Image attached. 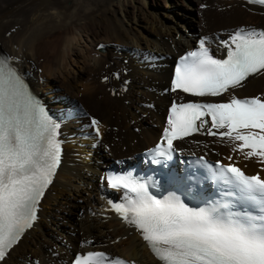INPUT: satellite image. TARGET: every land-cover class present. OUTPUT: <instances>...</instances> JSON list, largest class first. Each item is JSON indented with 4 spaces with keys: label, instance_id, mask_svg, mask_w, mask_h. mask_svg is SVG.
Here are the masks:
<instances>
[{
    "label": "bare ground",
    "instance_id": "1",
    "mask_svg": "<svg viewBox=\"0 0 264 264\" xmlns=\"http://www.w3.org/2000/svg\"><path fill=\"white\" fill-rule=\"evenodd\" d=\"M190 1L170 0L164 10L150 7L149 0H0V52L15 58L51 109L63 114L91 110L101 120V138L85 127L89 121L83 115L62 126L61 164L39 205V220L0 264H36L37 259L42 264H68L75 253L88 250H103L133 264H156L137 234L109 212L105 198L111 194H106L101 179L104 169L111 163L134 162L158 142L168 107L182 97L169 92L172 67L180 54L202 36L216 40L228 38L237 28L264 30V9L240 0H217L190 29ZM100 43L106 45L101 52ZM69 54L80 65L62 74ZM119 69L128 74L120 72V79L113 80ZM104 77L107 81L102 83ZM125 79L130 83L122 93ZM107 88L116 89V94ZM234 94L264 97V76L249 78ZM62 96L65 102L59 100ZM83 99L89 100L85 109L79 101ZM202 99L227 102L229 95ZM226 140L190 137L177 141L175 149L182 157L204 154L214 162H233L246 174L264 173V164L232 151V142ZM104 148L111 150L110 156ZM229 156L232 161H227Z\"/></svg>",
    "mask_w": 264,
    "mask_h": 264
},
{
    "label": "snow or ice",
    "instance_id": "2",
    "mask_svg": "<svg viewBox=\"0 0 264 264\" xmlns=\"http://www.w3.org/2000/svg\"><path fill=\"white\" fill-rule=\"evenodd\" d=\"M247 3L264 7V0ZM210 43V37L202 36L179 57L170 91L229 99L172 101L161 141L147 152L153 164L170 161L174 141L194 132L227 139L232 151L264 164V97L234 94L249 78L264 76V30L235 29L219 40L220 58L212 54ZM14 59L0 54V261L38 219V206L61 163L63 123L87 116L71 110L52 116L13 66ZM85 127L101 135L96 118ZM197 163L205 173L202 178L172 171L159 185L131 172L107 173V188L123 192L118 202L109 201L111 209L138 232L159 264H264V173L246 174L233 162L213 165L203 156ZM201 179L210 181L213 192L197 186ZM70 264L128 261L85 251L74 254Z\"/></svg>",
    "mask_w": 264,
    "mask_h": 264
},
{
    "label": "rangeland",
    "instance_id": "3",
    "mask_svg": "<svg viewBox=\"0 0 264 264\" xmlns=\"http://www.w3.org/2000/svg\"><path fill=\"white\" fill-rule=\"evenodd\" d=\"M192 1V2H191ZM190 2H186V6H187V9H186V12L188 13V18L190 19V21H191V26L189 25V27H190V29L192 28V27H194V26H198L197 24V22L199 21V22H201V20H202V18L204 17V15H205V13L206 12H210L211 10H209V9H212L215 5H217V0L215 1V0H199L198 1V3L197 2H195V0H191ZM215 1V2H214ZM149 4H150V7H153V6H159L160 5V7H162V9H167L166 8V5L168 6V5H170L171 3H170V0H149ZM206 3H207V5H206ZM190 4V5H189ZM201 5H204V7H201ZM242 8H244V7H242ZM194 25V26H193ZM185 30L186 31H188L189 30V28H186L185 27ZM183 31V30H182ZM100 44H102V43H100ZM110 44H112L113 46H114V43H110ZM93 51V50H92ZM121 51V50H120ZM70 57H71V59H70ZM67 59H69V60H71V61H69V60H67ZM138 59V58H137ZM72 60L74 61V62H72ZM40 62H42V60H39ZM64 61H65V63L63 62V68H61V71H60V73H62V74H67V72L70 70V69H76L77 70V67H78V65H80L79 63H77L75 60H74V57L72 56V55H70L69 54V56H66V58L64 59ZM126 62V61H125ZM72 63H74L73 65H72ZM78 64V65H77ZM68 65V66H67ZM76 65V66H75ZM67 66V67H66ZM65 68V69H64ZM121 72V73H120ZM118 73H120V74H122V71L119 69V71H118ZM84 78H86V77H84ZM42 82H39V80H38V84H41ZM86 83H89V84H87V85H91L92 84V81L91 80H86ZM141 86V85H140ZM72 93V92H71ZM62 97H65V96H62ZM80 102H82V103H80L81 105H82V107L85 109V108H87V102H89V100L87 99H83L82 101L81 100H79ZM129 104V101H127V102H125L124 104H123V106L124 107H126L127 105ZM115 105V104H114ZM145 105V104H144ZM89 106V105H88ZM86 110H88V109H86ZM86 113H87V115H91V116H93V117H95V118H98L99 120H100V116L98 115V113L97 112H95V111H91V110H89V111H86ZM85 117H87V116H85ZM140 119H144V116L143 115H141V117H140ZM152 122H155V119H152ZM132 129V131L135 133V134H138V128H134V127H132L131 128ZM79 130H80V127H79ZM113 131H117V129L116 128H114L113 129ZM70 137V136H69ZM71 138V137H70ZM72 139V138H71ZM71 139H68V140H71ZM225 140V139H224ZM220 141V140H219ZM221 141H223V140H221ZM226 141H229V140H226ZM102 152L104 153V154H106V155H111L110 153H111V150L110 149H108V148H104L103 150H102ZM204 155V154H203ZM207 156V155H206ZM228 161V160H227ZM75 184H78V182H76ZM79 186H80V188H82V186H81V184H78ZM71 194L73 195V191L71 192ZM46 226H47V224H46ZM48 228H49V226H47ZM84 239H80V241H83ZM64 243H67L66 241H64ZM81 245H82V243H81ZM82 249V248H81ZM80 249V250H81ZM76 254V253H75ZM20 260H23V259H19V261ZM21 262V261H20ZM21 263H23V261L21 262ZM36 264H42V262L39 260V259H37V261H36Z\"/></svg>",
    "mask_w": 264,
    "mask_h": 264
}]
</instances>
